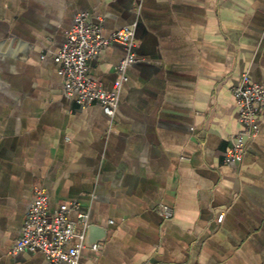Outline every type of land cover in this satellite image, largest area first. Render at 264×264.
<instances>
[{
	"label": "crops",
	"instance_id": "1",
	"mask_svg": "<svg viewBox=\"0 0 264 264\" xmlns=\"http://www.w3.org/2000/svg\"><path fill=\"white\" fill-rule=\"evenodd\" d=\"M80 13L104 36L136 26L112 119L64 96L52 59ZM125 56L110 45L87 76L110 90ZM243 74L264 87V0H0V264H46L7 254L35 186L105 230L79 264H264V120L222 163Z\"/></svg>",
	"mask_w": 264,
	"mask_h": 264
},
{
	"label": "built area",
	"instance_id": "2",
	"mask_svg": "<svg viewBox=\"0 0 264 264\" xmlns=\"http://www.w3.org/2000/svg\"><path fill=\"white\" fill-rule=\"evenodd\" d=\"M135 27L104 36L102 27L93 23L87 14H77L72 28L65 35L63 46L52 55L62 81L63 95L81 108L98 104L104 115L112 119L119 104L121 88L126 82V70L140 61L133 53ZM112 44L122 46L126 56L115 67L118 79L106 91L87 76L88 62ZM232 95L241 129L228 139L229 147L222 155L225 166L242 161L247 143L256 137L264 120V87L253 82L248 74L241 76L237 86L232 88ZM70 214L75 215V220L70 219ZM159 215L164 221H169L173 212L168 206L160 205ZM88 218V213L77 203L60 204L50 211L45 190L35 186L20 236L7 254L13 257L24 252H39L46 264H79L85 249L92 253H99L102 249L99 243L89 248L85 245ZM222 219L223 215H220L217 221Z\"/></svg>",
	"mask_w": 264,
	"mask_h": 264
},
{
	"label": "water",
	"instance_id": "3",
	"mask_svg": "<svg viewBox=\"0 0 264 264\" xmlns=\"http://www.w3.org/2000/svg\"><path fill=\"white\" fill-rule=\"evenodd\" d=\"M105 237V230L103 228L89 225L85 234V245L89 248L93 244L102 243Z\"/></svg>",
	"mask_w": 264,
	"mask_h": 264
}]
</instances>
